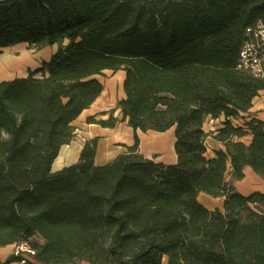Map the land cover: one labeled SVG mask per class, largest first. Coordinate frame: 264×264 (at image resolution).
<instances>
[{"label":"trees","instance_id":"trees-1","mask_svg":"<svg viewBox=\"0 0 264 264\" xmlns=\"http://www.w3.org/2000/svg\"><path fill=\"white\" fill-rule=\"evenodd\" d=\"M263 16L264 0H0V53L58 45L28 76L0 82V247L29 242L36 264H264V194L235 188L246 167L264 180V121L233 123L264 92L238 68ZM106 71L125 73L122 119L114 109L87 123L127 121L134 144L96 166L93 139L52 172ZM221 116L225 150L210 158L203 126ZM173 128L176 164L140 154L137 131ZM202 193L225 198L222 209Z\"/></svg>","mask_w":264,"mask_h":264},{"label":"crops","instance_id":"crops-1","mask_svg":"<svg viewBox=\"0 0 264 264\" xmlns=\"http://www.w3.org/2000/svg\"><path fill=\"white\" fill-rule=\"evenodd\" d=\"M104 74H111L108 79L102 81L104 91L94 104L85 110L73 123V126L76 128V137L70 145H65L61 148L59 156H63V163L60 167H55V161L52 166V172H57L65 167L77 164L85 143L93 139H98V148L94 160L96 166H105L112 163L127 151V147H131L134 144L135 131L128 125L127 121L119 122L114 128H104L97 124L87 123V118L92 116H97V119L106 120L109 115H99L117 109L118 103L126 98L124 91L125 73L123 71L117 73L106 71ZM23 77H26V75H23L21 78ZM5 81L9 80L6 79ZM262 106V104L259 105L257 107L258 110ZM115 118L122 119L119 109L115 112ZM255 118L264 121V114L260 113ZM224 121V116L216 120L208 118L203 126L204 132L208 135L206 146L207 156L210 158H213L217 151L225 150L224 145L214 138L219 130L223 128ZM137 135L140 139L139 152L145 159L165 165L177 163L178 157L175 151L176 138L174 128L162 133L137 131ZM246 138L251 140L250 136ZM244 173V180L235 183L236 190L245 196L255 192L264 194V180L250 167H246ZM198 199L202 205L211 211L222 209L225 201V198H213L203 193L199 195ZM13 250L14 245L0 247V262H5L12 256Z\"/></svg>","mask_w":264,"mask_h":264},{"label":"rangeland","instance_id":"rangeland-1","mask_svg":"<svg viewBox=\"0 0 264 264\" xmlns=\"http://www.w3.org/2000/svg\"><path fill=\"white\" fill-rule=\"evenodd\" d=\"M57 51H58V45L38 50V49H35L32 47H29L26 44L18 45L16 47H12V48L2 50V52L0 53V65H2L3 67L8 66V63L6 60L12 59L16 63L17 62L18 63L23 62L24 66H23V69L20 73H12V76H9L7 78H1L0 82L5 81L6 79L7 80H13L16 78H21L23 75L28 76L29 71H34L35 69L39 68L44 61H49L51 56L54 53H56ZM110 75L111 74H104L103 76H99L98 79L102 82V81H105L106 79H108ZM261 104L263 106L261 107L260 110H258L257 107ZM260 113L264 114V92L261 93L260 96L255 99L253 110L250 111V115L245 114L243 116L244 118L233 120V123L235 126L239 127L242 125L245 128V125H244L245 122L249 121L251 118L258 117ZM243 141L245 143H249L250 139L245 138V139H243ZM30 242L42 245L44 241L39 236H36V237L32 238L30 240ZM14 247H15V245H14ZM1 263H3V262H0V264ZM36 263H37V261H35V264ZM77 264H88V263L81 262V263H77Z\"/></svg>","mask_w":264,"mask_h":264},{"label":"built area","instance_id":"built-area-1","mask_svg":"<svg viewBox=\"0 0 264 264\" xmlns=\"http://www.w3.org/2000/svg\"><path fill=\"white\" fill-rule=\"evenodd\" d=\"M238 68L264 82V16L246 30L245 41L239 54ZM37 251L29 242L16 244L13 264H35Z\"/></svg>","mask_w":264,"mask_h":264},{"label":"bare ground","instance_id":"bare-ground-1","mask_svg":"<svg viewBox=\"0 0 264 264\" xmlns=\"http://www.w3.org/2000/svg\"><path fill=\"white\" fill-rule=\"evenodd\" d=\"M8 63V66L3 67L0 65V79L1 78H7L9 76H12V73H20L23 69L24 63H16L12 59L6 60ZM63 163V156L60 155L55 162V167H60Z\"/></svg>","mask_w":264,"mask_h":264}]
</instances>
